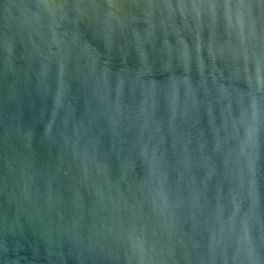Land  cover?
<instances>
[{
    "label": "water",
    "instance_id": "1",
    "mask_svg": "<svg viewBox=\"0 0 264 264\" xmlns=\"http://www.w3.org/2000/svg\"><path fill=\"white\" fill-rule=\"evenodd\" d=\"M0 264H264V0H0Z\"/></svg>",
    "mask_w": 264,
    "mask_h": 264
}]
</instances>
